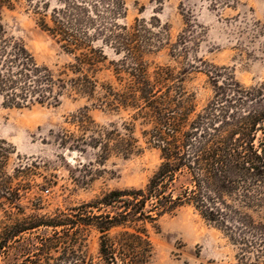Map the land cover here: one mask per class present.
Instances as JSON below:
<instances>
[{"label": "trees", "instance_id": "1", "mask_svg": "<svg viewBox=\"0 0 264 264\" xmlns=\"http://www.w3.org/2000/svg\"><path fill=\"white\" fill-rule=\"evenodd\" d=\"M60 3L46 20L41 13L45 0H0V105L57 106L74 92L94 101L93 106L128 111L119 148L109 138L103 143L90 129L88 145L102 148L105 155L115 149L123 158L137 155L138 122L141 138L157 151L159 164L143 187L112 190L48 216L19 217L21 208L4 196H11L10 178L4 180L0 160V198L16 210L5 211L0 264H150L153 246L147 225L183 207L192 208L234 246L237 264L262 263L264 85L245 87L226 68L211 67L206 74L213 95L198 109L182 74L168 66L148 74L143 56L162 44L152 42L144 21L121 22L125 0ZM22 4L39 15L38 26L70 57L58 74L39 65L8 31L5 12ZM106 50L122 57L109 62L115 86L96 78L107 69ZM79 119L94 123L84 114ZM60 141L64 146L66 136ZM0 152L5 158L8 151L1 147ZM90 231L97 234L95 257L84 249Z\"/></svg>", "mask_w": 264, "mask_h": 264}, {"label": "rangeland", "instance_id": "2", "mask_svg": "<svg viewBox=\"0 0 264 264\" xmlns=\"http://www.w3.org/2000/svg\"><path fill=\"white\" fill-rule=\"evenodd\" d=\"M125 3L127 12L121 22L132 25L135 19L144 21L152 42L162 44L143 56L148 74L165 66L182 74L184 87L195 95L198 109L213 95L206 74L211 67L226 68L245 87L264 85V0ZM60 4V0H45L41 13L46 14V20ZM38 17L23 4L5 12L10 34L22 41L39 65L58 74L70 57L38 26ZM106 51L107 69L98 72L96 78L115 86L109 62L122 57ZM92 103L68 92L57 106L0 105V149L8 151L0 160H4V180L10 178L11 195L4 196L21 208L19 217L48 216L112 190L143 187L158 166V153L145 145L138 122L134 129L140 145L137 155L123 158L119 149L105 155L102 148L88 145L93 130L103 143L109 138V144L119 148L123 123L130 121L128 111L114 112ZM83 114L94 123L81 121ZM64 135L63 146L60 138ZM18 169L23 170L16 172ZM10 206L8 200L0 198V232L7 224L5 211L16 212ZM147 231L153 246L150 264H237L234 246L190 207L162 216L154 225H147ZM97 248V234L90 231L84 249L95 257Z\"/></svg>", "mask_w": 264, "mask_h": 264}]
</instances>
